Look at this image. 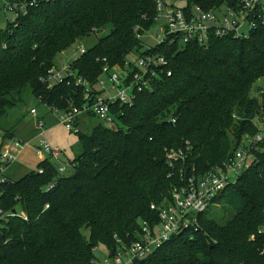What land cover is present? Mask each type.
<instances>
[{
    "label": "trees",
    "instance_id": "1",
    "mask_svg": "<svg viewBox=\"0 0 264 264\" xmlns=\"http://www.w3.org/2000/svg\"><path fill=\"white\" fill-rule=\"evenodd\" d=\"M223 1L186 5L208 9ZM26 10L0 30V117L25 89L50 108L81 106L84 89L73 78L50 87L44 81L56 56L95 35L70 69L93 93L100 92L95 83L102 59L120 65L127 54L141 53L135 27L139 33L152 28L155 6L153 0H37ZM108 26L109 32L98 35ZM146 52L164 55L171 74H160L131 104L113 103L112 127L98 122L88 133L76 132L81 152L70 163L71 174H60L45 158L36 164L42 174L33 169L0 184V206L19 205L27 215L11 216L0 227V264H93L98 244L106 249L117 239L128 244L137 238L141 220L157 222L150 204L169 199L179 167L188 173L194 166L202 174L258 130L264 93L253 96L251 90L264 77L263 24L245 38L183 49L162 43ZM187 145L186 160L170 168L166 151ZM213 200L222 208V222L206 210L195 230L173 235L134 264H264L259 253L264 235L256 230L264 224V151L257 150L251 166Z\"/></svg>",
    "mask_w": 264,
    "mask_h": 264
},
{
    "label": "built area",
    "instance_id": "2",
    "mask_svg": "<svg viewBox=\"0 0 264 264\" xmlns=\"http://www.w3.org/2000/svg\"><path fill=\"white\" fill-rule=\"evenodd\" d=\"M36 1H6L5 4H8V8L15 14L12 21L21 12L25 13L26 8ZM153 1L155 13L152 28L155 30V35H150L155 39L153 45L176 43L178 49H183L189 43H196L200 47H207L217 38H245L259 23L264 25V0H225L208 9L194 3L179 7L167 0ZM138 28L135 27L136 37L141 39L149 30L139 33ZM93 32H97V29L94 28ZM143 46V51L136 54L135 61L126 58L120 65H109L106 63V58L102 59L105 63L95 83L96 89L100 91L96 94L86 80L71 73L70 63H62L47 69L44 81L49 87L64 81L69 84L73 78L75 84L84 89L81 106L51 108L56 113L57 122L76 133L80 131L79 117L85 113L88 117L90 115L96 118L103 125L112 127L115 124V115L111 107L113 103L131 104L138 91L152 89L153 82L160 74L167 76L171 74V70L165 69L168 64L165 56L146 52L152 46L145 43ZM86 49L80 44L76 48L77 56L85 53ZM112 92L115 93L112 95ZM29 112L36 118L38 124L34 136L37 142L33 144L32 140L0 137V184L8 181L6 171L25 147L31 148L40 161L48 158L60 174L65 173V166L61 160L62 150L59 147H52L44 138V123L38 117L37 110L31 108ZM171 122L174 123L175 119L171 118ZM188 149V145L185 148L168 149L166 151L168 166L173 168L176 162L186 160ZM257 150L264 151V120L259 123L254 135L244 136L241 139L228 158L204 173H196L194 166H191L188 173L184 167H179L178 180L172 186L169 199L161 204H150V209L157 214V222L150 224L149 221L141 220L137 238L128 244L117 239L115 247L106 249V255L97 257L93 264H134L135 260L149 255L173 235L195 230L199 214L208 210L209 206L215 205L213 198L227 186L234 184L237 176L251 166L256 159ZM36 171L42 174L43 168H38ZM54 185L55 182H49L43 189L49 191ZM48 206L45 204L44 207ZM11 216L27 219L25 211L19 205L10 210H4L0 206V227ZM256 230L259 235H264V224L258 226ZM250 239H254V235ZM259 253L264 255V244L259 249Z\"/></svg>",
    "mask_w": 264,
    "mask_h": 264
},
{
    "label": "rangeland",
    "instance_id": "3",
    "mask_svg": "<svg viewBox=\"0 0 264 264\" xmlns=\"http://www.w3.org/2000/svg\"><path fill=\"white\" fill-rule=\"evenodd\" d=\"M187 0H167V2L172 5L183 7L185 6ZM5 0H0V30H5L8 22L14 19L13 10L8 8V4H5ZM5 4V6H4ZM110 26L106 27L98 35H103L109 32ZM150 35H155L154 28H151L147 32V35L141 38L143 43L152 46L155 44V39L151 38ZM96 42V36L90 35L86 39H81L77 43L73 44L71 48L64 51L62 54L56 56L55 65L60 63H70L73 59L77 58L76 48L82 44L85 48L91 46ZM135 54H127V58L130 61L136 60ZM115 92H112L113 95ZM260 93H264V77L256 81L252 87L251 95L259 96ZM34 107L37 110V115L40 118L43 117V128L44 138L52 147H59L62 150V164L65 166L64 174H71L73 172L71 168V161L74 160L76 156L81 152V144L79 138H77L76 133L71 132L65 128V126L57 122V116L54 110L48 111L47 106L42 102H39L28 89L24 90V94L17 99V103L9 108L6 115L0 117V136L3 132H10L15 138L20 140H32L33 144H36L37 139L34 138L38 124L36 118L29 112L30 109ZM80 132L88 133L95 123H98L96 118L89 115V117L83 113L80 115ZM257 123L259 121L257 120ZM34 138V139H33ZM40 161L33 150L29 147L25 149L18 155L17 160L13 161L9 168L7 169L8 179L17 180L28 173V171L36 169V164ZM220 205H211L208 207V215L215 216L219 219L222 214V208ZM223 218V217H222ZM220 222L223 219H219ZM87 233H85L86 235ZM97 257H102L106 255V248L98 244L94 249Z\"/></svg>",
    "mask_w": 264,
    "mask_h": 264
},
{
    "label": "crops",
    "instance_id": "4",
    "mask_svg": "<svg viewBox=\"0 0 264 264\" xmlns=\"http://www.w3.org/2000/svg\"><path fill=\"white\" fill-rule=\"evenodd\" d=\"M64 63H65V62H64ZM60 64H62V63H60ZM32 108H34V107H32ZM47 108H48L47 110H48L49 112L52 111V109H51L50 107L47 106ZM40 118L43 120V117L40 116ZM78 122H79V127H80V126H81V123H82V122L80 121V117H79V121H78ZM98 122H99V121H98ZM96 124H97V123H95L94 125H96ZM4 133H5V132H3V134L0 136L1 138H7V137H4V136H5ZM10 136H11V137H14L13 135H10ZM10 136H8V138H9ZM18 139H19V138H18ZM6 176L8 177V173L6 174Z\"/></svg>",
    "mask_w": 264,
    "mask_h": 264
},
{
    "label": "water",
    "instance_id": "5",
    "mask_svg": "<svg viewBox=\"0 0 264 264\" xmlns=\"http://www.w3.org/2000/svg\"><path fill=\"white\" fill-rule=\"evenodd\" d=\"M111 253H113V251Z\"/></svg>",
    "mask_w": 264,
    "mask_h": 264
}]
</instances>
